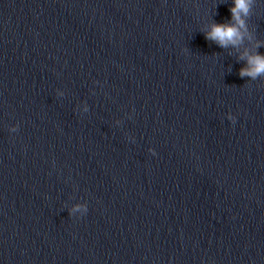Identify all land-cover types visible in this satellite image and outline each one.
Segmentation results:
<instances>
[{
    "label": "water",
    "instance_id": "water-1",
    "mask_svg": "<svg viewBox=\"0 0 264 264\" xmlns=\"http://www.w3.org/2000/svg\"><path fill=\"white\" fill-rule=\"evenodd\" d=\"M231 6L0 0V264H264V0L221 47Z\"/></svg>",
    "mask_w": 264,
    "mask_h": 264
},
{
    "label": "clouds",
    "instance_id": "clouds-1",
    "mask_svg": "<svg viewBox=\"0 0 264 264\" xmlns=\"http://www.w3.org/2000/svg\"><path fill=\"white\" fill-rule=\"evenodd\" d=\"M251 0H232V6L229 8L231 13L230 22L212 23L208 30L204 33L205 38L215 41L219 46L225 47L229 44L236 45L242 39V30L245 29L244 16H247ZM242 59L246 60V66L239 71L240 76H249L256 78L264 75V54L256 52L254 54L245 53ZM227 119L234 121V117L229 113ZM116 121V124H119ZM10 131H15V125L10 128ZM149 151H152L149 149ZM81 212H86L87 209L83 205L77 206Z\"/></svg>",
    "mask_w": 264,
    "mask_h": 264
}]
</instances>
